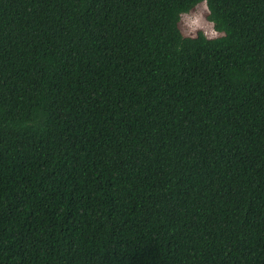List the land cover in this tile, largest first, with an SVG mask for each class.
Wrapping results in <instances>:
<instances>
[{
    "label": "trees",
    "instance_id": "trees-1",
    "mask_svg": "<svg viewBox=\"0 0 264 264\" xmlns=\"http://www.w3.org/2000/svg\"><path fill=\"white\" fill-rule=\"evenodd\" d=\"M0 264H264V0H0Z\"/></svg>",
    "mask_w": 264,
    "mask_h": 264
},
{
    "label": "rangeland",
    "instance_id": "rangeland-1",
    "mask_svg": "<svg viewBox=\"0 0 264 264\" xmlns=\"http://www.w3.org/2000/svg\"><path fill=\"white\" fill-rule=\"evenodd\" d=\"M207 7L205 2L199 3L188 13L180 16L178 28L183 36L192 37L198 31H202L208 38H214L219 35L212 24L207 22Z\"/></svg>",
    "mask_w": 264,
    "mask_h": 264
},
{
    "label": "clouds",
    "instance_id": "clouds-1",
    "mask_svg": "<svg viewBox=\"0 0 264 264\" xmlns=\"http://www.w3.org/2000/svg\"><path fill=\"white\" fill-rule=\"evenodd\" d=\"M206 36V35H205ZM207 37V36H206ZM208 38V37H207Z\"/></svg>",
    "mask_w": 264,
    "mask_h": 264
}]
</instances>
